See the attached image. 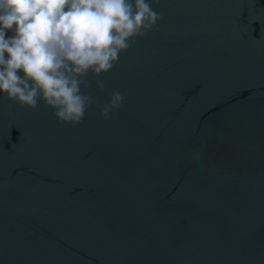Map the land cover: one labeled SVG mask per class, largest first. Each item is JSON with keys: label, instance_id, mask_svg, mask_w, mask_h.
<instances>
[{"label": "water", "instance_id": "obj_1", "mask_svg": "<svg viewBox=\"0 0 264 264\" xmlns=\"http://www.w3.org/2000/svg\"><path fill=\"white\" fill-rule=\"evenodd\" d=\"M150 2L80 124L0 93V264H264V0Z\"/></svg>", "mask_w": 264, "mask_h": 264}, {"label": "clouds", "instance_id": "obj_2", "mask_svg": "<svg viewBox=\"0 0 264 264\" xmlns=\"http://www.w3.org/2000/svg\"><path fill=\"white\" fill-rule=\"evenodd\" d=\"M161 18L150 0H0V93L33 110L42 98L60 122L76 126L94 103L81 91L91 86L89 72L108 73ZM122 101L113 92L101 116Z\"/></svg>", "mask_w": 264, "mask_h": 264}]
</instances>
